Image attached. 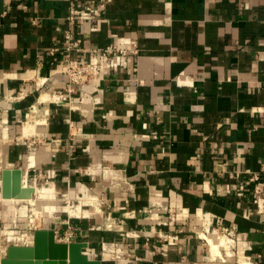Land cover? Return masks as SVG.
I'll return each instance as SVG.
<instances>
[{"label":"crops","instance_id":"crops-1","mask_svg":"<svg viewBox=\"0 0 264 264\" xmlns=\"http://www.w3.org/2000/svg\"><path fill=\"white\" fill-rule=\"evenodd\" d=\"M97 2L100 17L71 20L91 0H0V194L3 168L27 169L29 184L53 193L37 228L63 233L69 219L102 264H264L249 180L264 163V0ZM67 30L82 40L69 54ZM135 41L125 65L68 93V55L88 60L95 47ZM232 227L223 260L210 249L218 236L202 229ZM8 232L6 248L34 239ZM113 243L122 258L103 249Z\"/></svg>","mask_w":264,"mask_h":264},{"label":"built area","instance_id":"built-area-1","mask_svg":"<svg viewBox=\"0 0 264 264\" xmlns=\"http://www.w3.org/2000/svg\"><path fill=\"white\" fill-rule=\"evenodd\" d=\"M104 9H105L104 3L97 2V0H91V3H88L84 6V13H81L79 11L73 12L70 18L71 20H75L77 16H82L84 20H91L93 18L100 17ZM65 40H66L65 49L68 52V54L74 48L80 49L79 44L81 43L82 40L80 38H76L75 33L72 32L71 30L66 31ZM137 47L138 46L136 41L132 42V45L117 44L113 48L100 49L95 47L93 49L94 54L88 60L74 61L72 60L70 55H68L67 58L65 59V63H66L65 71L70 75V80L67 84L68 93L72 94L74 91L77 90L78 87H83L84 84H87L88 82L100 77V75L102 74L105 68H112V67L117 68L119 66L125 65L129 59L133 58L139 53ZM56 50H57L56 48L52 49V51H56ZM71 72L72 74H70ZM23 94L24 92H21V94H19L20 95L19 97L23 96ZM53 97L59 103L72 101V95L69 96V99H66L67 97L62 92L55 93ZM81 134H82L81 130L79 134L73 133L72 139L76 136H80ZM105 172H107V170ZM249 180L254 183L253 191H252V200L253 203L255 204L256 210L257 212L264 214V163L259 171L252 173ZM238 191L241 194V190L238 189ZM44 223H46V218ZM67 224L69 225L68 226L69 229H67L63 233H59V230L55 229L57 239L60 241H67V242L76 241L77 235L69 219H67ZM36 228L37 226H35V229ZM202 232L207 235L213 233L216 236L226 237L228 240H230V242L236 241V236H237L236 227L212 228V229L203 228ZM164 237L167 240H171V239L177 240L179 238L177 233L173 235L165 233ZM204 237L205 239L207 238L206 236ZM103 249L109 252L112 258H116V259L122 258L125 255V250L118 243H113L112 245L109 246L104 244ZM210 249L212 252L211 244H210ZM6 250H7L6 246H2L0 244V260L3 254L6 252ZM229 254H230L229 251L225 250L224 255L227 256ZM215 255L220 259L226 260V257L222 255L221 252Z\"/></svg>","mask_w":264,"mask_h":264},{"label":"water","instance_id":"water-1","mask_svg":"<svg viewBox=\"0 0 264 264\" xmlns=\"http://www.w3.org/2000/svg\"><path fill=\"white\" fill-rule=\"evenodd\" d=\"M2 196L17 197L23 191V169L6 167L2 170ZM35 188L27 187L21 199L33 197ZM87 241H60L54 228H36L31 244L12 243L0 264H102L91 258L85 248Z\"/></svg>","mask_w":264,"mask_h":264},{"label":"rangeland","instance_id":"rangeland-1","mask_svg":"<svg viewBox=\"0 0 264 264\" xmlns=\"http://www.w3.org/2000/svg\"><path fill=\"white\" fill-rule=\"evenodd\" d=\"M66 72V71H65ZM67 73V72H66ZM72 74V72L70 73ZM68 75V80H70V75L69 73H67ZM34 135L37 134V132L33 133ZM40 142L39 139L35 140V144L37 145ZM34 147V146H33ZM27 177H28V171L23 170V191L17 196L18 198H21L24 195V191L26 190L27 187H31L36 189V194L37 197L36 198H31V199H35L40 203V210L42 212H39V217L37 219L34 217V220L32 221V206L30 205L29 199H20V200H16V201H4L1 197H0V223L2 222V220H10V222L13 220H11L12 218H14V209L16 212V218L17 221L10 227H8L7 230H5L4 232L1 233L0 235V244L2 246H5L7 241H9V239H7L9 236V230H18L20 233L24 232V233H29L31 234L34 230H35V226L41 224L42 220L44 219V217H49V216H44L42 215L43 211H44V205L48 203L49 200H51L52 195H53V191L51 192L52 194L49 193V187L48 186H42V187H37L35 185L29 184V182L27 181ZM2 195V194H0ZM59 200L58 197L55 198V201ZM53 201V204L55 205L56 202ZM91 202H94L92 199L90 200ZM96 203V202H95ZM97 204V203H96ZM13 209V212H12ZM17 210V211H16ZM68 210V208H67ZM55 215V214H54ZM31 221V223H30ZM220 236H218L219 238ZM20 240V242H27L26 238L25 239H20V238H11V241H17ZM230 241H227L225 244H230Z\"/></svg>","mask_w":264,"mask_h":264},{"label":"bare ground","instance_id":"bare-ground-1","mask_svg":"<svg viewBox=\"0 0 264 264\" xmlns=\"http://www.w3.org/2000/svg\"><path fill=\"white\" fill-rule=\"evenodd\" d=\"M40 121V120H39ZM35 126H36V121H32L31 123H29V124H26L25 125V130H26V133L27 134H30L31 132H33L34 131V128H35ZM113 183H115V182H113ZM117 183V182H116ZM119 184V183H118ZM93 197V196H92ZM91 197V199H94V198H92ZM95 200V199H94ZM97 202V201H96ZM68 211H70L71 212V214H76L77 216H82V215H85V214H87L88 212L87 211H85V210H82V208H78L77 207V209H72V207H70V206H68ZM39 212H40V209H38L37 208V206H33L32 207V214H31V216H32V221L34 220V217L36 218V216H37V219H38V217L40 216L39 215ZM88 215V214H87ZM40 218V217H39ZM30 223H31V221H30ZM206 235V234H205ZM207 236V238H208V235H206ZM209 240H210V244H211V248H212V253L213 254H219L220 253V251H221V245H223V244H225L227 241H230V240H228L226 237H223V236H220L219 238H218V241H215L212 237H209ZM33 242V240L31 241V242H29L30 244ZM222 254V253H221ZM241 264H251V262H249L248 260L247 261H243V262H241Z\"/></svg>","mask_w":264,"mask_h":264}]
</instances>
